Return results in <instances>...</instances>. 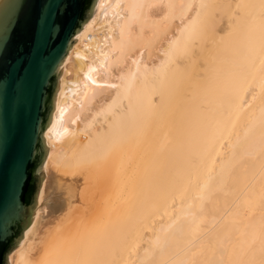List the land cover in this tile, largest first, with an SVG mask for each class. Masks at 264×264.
<instances>
[{"label":"bare ground","instance_id":"1","mask_svg":"<svg viewBox=\"0 0 264 264\" xmlns=\"http://www.w3.org/2000/svg\"><path fill=\"white\" fill-rule=\"evenodd\" d=\"M57 89L8 263L264 264V0H99Z\"/></svg>","mask_w":264,"mask_h":264},{"label":"water","instance_id":"2","mask_svg":"<svg viewBox=\"0 0 264 264\" xmlns=\"http://www.w3.org/2000/svg\"><path fill=\"white\" fill-rule=\"evenodd\" d=\"M99 0H0V264L39 207L63 61Z\"/></svg>","mask_w":264,"mask_h":264},{"label":"rangeland","instance_id":"3","mask_svg":"<svg viewBox=\"0 0 264 264\" xmlns=\"http://www.w3.org/2000/svg\"><path fill=\"white\" fill-rule=\"evenodd\" d=\"M82 30V29H81ZM59 88V87H58ZM58 91V89L56 90V92ZM60 194V193H59ZM63 194H60V198L59 199H57V201L56 202H54V203H52L51 205H50V208L51 209H54L56 206H58L59 204H62L65 200H66V198H65V196H62ZM59 196V195H58ZM257 211H252V215L254 216L253 218H256L255 216L256 215H258L260 212H257ZM43 216H40L39 217V220H38V224H37V227H36V229L38 228V226H39V224L42 222V218ZM13 251V250H12Z\"/></svg>","mask_w":264,"mask_h":264}]
</instances>
